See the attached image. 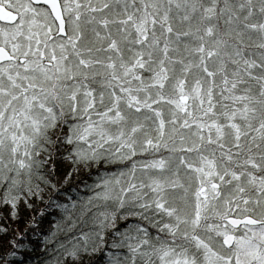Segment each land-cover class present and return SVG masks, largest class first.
<instances>
[{
    "label": "snow or ice",
    "instance_id": "snow-or-ice-1",
    "mask_svg": "<svg viewBox=\"0 0 264 264\" xmlns=\"http://www.w3.org/2000/svg\"><path fill=\"white\" fill-rule=\"evenodd\" d=\"M0 264H264V0H0Z\"/></svg>",
    "mask_w": 264,
    "mask_h": 264
}]
</instances>
